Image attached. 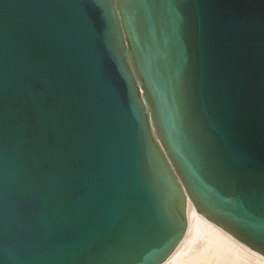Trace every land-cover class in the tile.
Here are the masks:
<instances>
[{
    "label": "water",
    "instance_id": "1",
    "mask_svg": "<svg viewBox=\"0 0 264 264\" xmlns=\"http://www.w3.org/2000/svg\"><path fill=\"white\" fill-rule=\"evenodd\" d=\"M0 248L161 264L188 206L264 255V0H0Z\"/></svg>",
    "mask_w": 264,
    "mask_h": 264
},
{
    "label": "bare ground",
    "instance_id": "2",
    "mask_svg": "<svg viewBox=\"0 0 264 264\" xmlns=\"http://www.w3.org/2000/svg\"><path fill=\"white\" fill-rule=\"evenodd\" d=\"M188 228L161 264H264V255L188 206Z\"/></svg>",
    "mask_w": 264,
    "mask_h": 264
},
{
    "label": "snow or ice",
    "instance_id": "3",
    "mask_svg": "<svg viewBox=\"0 0 264 264\" xmlns=\"http://www.w3.org/2000/svg\"><path fill=\"white\" fill-rule=\"evenodd\" d=\"M0 144H2V141H0ZM245 179L247 182L258 185L262 193L261 197H264V171H262L259 175L252 173L247 174ZM0 264H12L10 257L6 254L3 247L0 248ZM83 264H97V262L91 260H85L83 261Z\"/></svg>",
    "mask_w": 264,
    "mask_h": 264
}]
</instances>
